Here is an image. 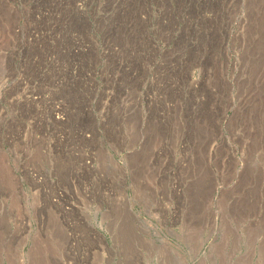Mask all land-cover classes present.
<instances>
[{"label":"rangeland","instance_id":"1","mask_svg":"<svg viewBox=\"0 0 264 264\" xmlns=\"http://www.w3.org/2000/svg\"><path fill=\"white\" fill-rule=\"evenodd\" d=\"M263 18L0 0V264H264Z\"/></svg>","mask_w":264,"mask_h":264},{"label":"bare ground","instance_id":"2","mask_svg":"<svg viewBox=\"0 0 264 264\" xmlns=\"http://www.w3.org/2000/svg\"><path fill=\"white\" fill-rule=\"evenodd\" d=\"M2 1V0H1ZM91 1V0H90ZM121 1V0H120ZM57 2V1H56ZM136 2V1H135ZM194 2V1H193ZM73 3V2H72ZM100 3V2H99ZM257 4V3H256ZM111 5V4H110ZM207 5V4H206ZM126 6V5H125ZM212 6V5H211ZM55 7V6H54ZM79 7V6H78ZM120 7V6H119ZM80 8V7H79ZM122 8V7H121ZM239 8V7H238ZM251 8V7H250ZM237 9V8H236ZM53 10V9H52ZM48 11V10H47ZM107 11V10H106ZM263 11V10H262ZM253 12V11H252ZM122 13V12H121ZM124 13V12H123ZM238 13V12H237ZM228 14V13H227ZM249 14V13H248ZM261 15V14H260ZM143 16V15H142ZM256 16V15H255ZM170 17V16H169ZM204 18V17H203ZM100 19V18H99ZM140 19V18H139ZM145 19V18H144ZM264 19V18H263ZM200 20V19H199ZM99 21V20H98ZM196 21V20H195ZM74 24V23H73ZM217 24V23H216ZM123 26V25H122ZM199 26V25H198ZM251 26V25H250ZM167 27V26H166ZM171 27V26H170ZM213 29V28H212ZM216 29V28H215ZM198 31V30H197ZM203 31V30H202ZM184 32V31H183ZM263 32V31H262ZM105 34V33H104ZM122 34V33H121ZM239 34V33H238ZM262 34V33H261ZM191 35V34H190ZM211 35V34H210ZM254 35V34H253ZM107 36V35H106ZM60 38V37H59ZM78 39V38H77ZM258 40V39H257ZM214 44V43H213ZM219 45V44H218ZM263 45V44H262ZM261 46V45H260ZM134 47V46H133ZM132 47V48H133ZM217 47V46H216ZM179 48V47H178ZM255 48V47H254ZM259 48V47H258ZM36 49V48H35ZM261 49V48H260ZM39 50V49H38ZM136 50V49H135ZM165 51V50H164ZM256 51V50H255ZM147 53V52H146ZM260 53V52H259ZM177 56V55H176ZM181 56V55H180ZM155 57V56H154ZM247 58V57H246ZM263 58V57H262ZM185 59V58H184ZM56 60V59H55ZM176 60V59H175ZM189 60V59H188ZM255 60V59H254ZM177 62V61H176ZM254 62V61H253ZM179 63V62H178ZM31 64V63H30ZM81 65V64H80ZM249 65V64H248ZM252 65V64H251ZM133 66V65H132ZM153 69V68H152ZM122 70V69H121ZM3 73V72H2ZM262 75V74H261ZM165 76V75H164ZM205 81V80H204ZM40 82V81H39ZM216 87V86H215ZM262 87V86H261ZM194 88V87H193ZM259 90V89H258ZM157 91V90H156ZM181 91V90H180ZM252 91V90H251ZM36 92V91H35ZM205 92V91H204ZM38 93V92H37ZM147 93V92H146ZM258 93V92H257ZM43 94V93H42ZM175 94V93H174ZM177 94V93H176ZM172 95V94H171ZM213 95V93H212ZM164 96V95H163ZM257 96V95H256ZM254 97V96H253ZM32 99V98H31ZM202 99V98H201ZM247 100V99H246ZM255 100V99H254ZM162 105V104H161ZM181 105V104H180ZM231 105V104H230ZM238 106V105H237ZM67 109V108H66ZM40 112V111H39ZM237 112V111H236ZM151 116V115H150ZM76 117V116H75ZM155 117V116H154ZM156 118V117H155ZM60 119V118H59ZM69 121V120H68ZM243 121V120H242ZM167 122V121H166ZM257 123V122H256ZM163 125V124H162ZM166 126V125H165ZM243 128V127H242ZM238 131V130H237ZM253 131V130H252ZM256 132V131H255ZM237 135V134H236ZM181 136V135H180ZM189 138V137H188ZM199 142V141H198ZM173 143V142H172ZM174 144V143H173ZM217 146V145H216ZM173 147V146H172ZM203 147V146H202ZM206 147V146H205ZM247 151V150H246ZM75 155V154H74ZM250 159V158H248ZM170 161V160H169ZM249 161V160H248ZM248 168V167H247ZM177 169V168H176ZM66 171V170H65ZM260 178V177H259ZM97 181V180H96ZM243 181V180H242ZM106 182V181H105ZM114 183V182H113ZM248 183V182H247ZM207 185V184H206ZM114 186V185H113ZM203 186V185H202ZM200 188V187H199ZM208 191V190H207ZM107 197V196H106ZM204 197V196H203ZM124 219V218H123ZM127 222V221H126Z\"/></svg>","mask_w":264,"mask_h":264}]
</instances>
